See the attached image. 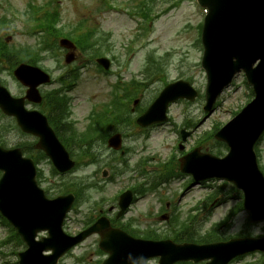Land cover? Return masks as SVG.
I'll return each mask as SVG.
<instances>
[{
	"label": "rangeland",
	"instance_id": "rangeland-1",
	"mask_svg": "<svg viewBox=\"0 0 264 264\" xmlns=\"http://www.w3.org/2000/svg\"><path fill=\"white\" fill-rule=\"evenodd\" d=\"M38 4H42L47 0H34ZM122 2L119 8L103 10L100 7L103 4L102 0H60V9L62 10L63 24L74 25L81 19H87L91 25H98L106 33L109 34L107 44L111 46L108 51L109 55H113L115 62L113 65V71L109 74H105L97 69L93 64L85 65L84 62L87 58L82 53H77L76 65L82 66L81 75L79 77L77 86L70 92L72 96L71 108L73 109V117L80 122V127H84L85 118L89 112L97 105L106 103L112 97V88L117 82L129 81L131 77L139 73L140 69L145 66V62L148 60L150 53L153 50L156 51V56H165L167 64V80H173L178 76L192 77L195 81L194 85L204 91L206 86V76L201 67L202 48L198 46L197 25L202 21V10L199 9L195 2L185 1L179 7L164 14L158 20H156L152 26L151 32L135 41L136 32L140 20L133 18L129 15L125 8V1L129 0H114ZM30 0H0V20H4L6 17L11 22L0 27L1 33L4 38L11 37L9 45L11 46H24V45H36L38 44L39 34H31L27 32L28 26L25 24L26 15L25 10L28 7ZM10 5L12 7H10ZM16 10V11H14ZM14 11V12H13ZM69 27V26H68ZM133 46V50L130 51L129 47ZM58 60L60 62L58 63ZM65 52L63 49L59 51L58 58L49 57L44 60L43 65L53 70L56 78L67 69L65 65ZM0 76L3 78L9 86L17 92L22 90L21 85L10 74L9 70L0 64ZM59 86L57 82L52 88ZM164 86L163 81L156 79L147 88H143L144 92L140 96L138 106H147L155 98L160 89ZM249 88L244 82V77L239 76L235 84L228 89L223 97L221 103L210 116L204 117L203 105L204 99L200 98L193 105H187V103H179L172 107V117L178 127L180 128L184 121V116L191 114L196 121L200 122V125L196 128L193 137L188 141L187 147H191L196 143L197 137H199L205 130L213 127L215 123H226L233 117V111L242 105L248 98ZM6 119H0V127L2 122ZM173 125L160 126L158 128L151 129L146 132H142L135 127L124 129L127 132L128 137L126 143L131 150L128 156V166L135 165V161L140 156H151L152 161L148 162L145 169L147 174L142 178H138L134 172L128 171L124 174H118L126 165L122 160L124 156L116 155L112 151L108 150L102 143L97 144L98 151L100 152L101 161L98 165L90 168L83 169L81 172L75 174H86L89 177H93L90 181H97L104 184V188L100 189V186L91 188L89 195L91 198H110L115 193L124 187H130L137 182L146 183L148 185L155 179L157 173L163 168L160 163H164L170 159V156L175 153L181 154V151L177 149L176 142L180 139L178 132L173 131ZM1 134V133H0ZM28 139V137L22 135L18 129L11 131L7 134V143L15 145L20 141ZM142 144H146L147 148L142 149ZM206 145L212 146V142H207ZM264 146V145H263ZM264 162V152L262 155ZM112 164V165H111ZM104 168H110L108 177L105 180L102 177L101 170ZM113 181L111 178L113 177ZM46 175L48 178H52L60 182L63 178L60 176L54 177L47 167ZM72 175L65 177L70 178ZM135 178V180H132ZM140 179V180H139ZM188 178L185 176H174L168 184H163L158 193L149 192L146 197L140 199L138 204L129 214V217H137L141 221V226L150 224L153 219L146 217L149 211L157 213L161 208L160 197L171 196L172 202L182 210L186 216L190 207L198 205L199 202L204 201L205 197L209 193V187L207 184L193 185L188 189L185 188V184ZM221 185V183H217ZM147 185V187H148ZM229 189V187H228ZM102 195V196H101ZM236 195V194H235ZM222 197H227L226 195ZM215 202V207L212 208L209 213L207 222L205 223L204 230L211 227L212 223L223 220L229 209L236 203V200L231 199L226 203ZM248 214L241 212L237 215L235 221L227 229L226 226H222L220 232L226 234L228 237L238 233H242L245 230V223L248 220ZM71 225L78 229L82 224V216L72 215ZM162 219H158L157 225L165 226L161 223ZM1 224V223H0ZM253 226V225H252ZM249 230L253 234H263L264 224L261 223L252 227ZM6 231L3 226H0V240L6 236ZM206 232H201L200 236H204ZM224 236V235H223ZM256 236V235H253ZM197 237H199L197 235ZM244 259L238 260L233 264H245L248 261H255L261 258L260 253H253ZM64 264H72L71 260H67Z\"/></svg>",
	"mask_w": 264,
	"mask_h": 264
},
{
	"label": "water",
	"instance_id": "water-1",
	"mask_svg": "<svg viewBox=\"0 0 264 264\" xmlns=\"http://www.w3.org/2000/svg\"><path fill=\"white\" fill-rule=\"evenodd\" d=\"M200 1L211 8L203 34L206 48L203 65L209 73L208 101L209 104H212L232 74L241 68L252 73L253 79H250L252 82H256L258 72H261V77L264 80V0ZM62 43L70 44L68 40H62ZM234 59L236 60L234 61ZM258 59L261 60L260 64L257 69H253L252 66ZM27 70L34 72L31 67L27 66H22L16 72L21 76L25 75ZM21 78L30 84L33 90L39 82L23 76ZM174 88L175 86L168 87L157 100L156 104L163 106L162 110L160 109V116L166 111V104L163 105L162 101L168 102L175 94H185L190 99H194L196 96V92L191 91L190 93L188 90L178 92ZM258 93L257 102L246 108L238 118L217 135L220 139L228 142L231 151L225 159L214 161L211 168L215 171L216 176L233 180L240 188L245 189L247 206L252 209L255 218H263L264 179L262 180L260 175L254 172L253 147L260 132L264 129V87L258 88ZM18 115L25 130L40 133L36 129L43 126L37 124L34 117L28 114V116ZM148 120H152L150 116ZM40 146L48 150L61 169L69 162L68 155L63 152V147L59 146L54 139L42 138ZM197 159L196 152L186 157L183 170L194 172ZM0 168L6 172L0 181V209L12 218L18 228L20 226L32 248L36 242L34 243L35 233L33 234V231L29 238V234H31L27 231V227L31 226L29 220L35 222L36 228H48L52 232L51 239L45 240L39 247L40 254H30L31 250L30 253L24 254V256L30 255V258L26 260L24 257L23 262L26 264H55L63 253L58 251L53 256L44 257L41 255V251L48 248L60 249L58 242L64 238L61 232L62 220L72 198L66 197L56 201H47L43 198L34 182L33 162L22 158L18 150L6 151L0 147ZM21 184H25L27 187L20 189ZM29 184H32L33 187H28ZM26 192L32 193L34 197L32 202H27V199L23 198L22 194ZM38 196L40 200L37 198ZM22 209L27 213L35 210V216L25 217V229L22 228L23 223L19 219V211ZM68 243L67 240L66 245ZM220 246L222 245H173L175 253H170L167 249L166 252H161L164 255L162 264H172L177 258L199 260L213 257ZM261 247L264 248V246ZM153 248L159 249L156 244H153ZM213 258L215 259V257Z\"/></svg>",
	"mask_w": 264,
	"mask_h": 264
},
{
	"label": "trees",
	"instance_id": "trees-1",
	"mask_svg": "<svg viewBox=\"0 0 264 264\" xmlns=\"http://www.w3.org/2000/svg\"><path fill=\"white\" fill-rule=\"evenodd\" d=\"M60 13H61L60 8L58 6H55L53 12L47 11L45 15L37 18V20H39L41 24L45 23V25H41L44 29L47 28L48 30H50L53 28V24L59 21ZM2 50H3L2 42L0 41V51ZM28 57L30 58V61H33L32 60L33 55H29Z\"/></svg>",
	"mask_w": 264,
	"mask_h": 264
},
{
	"label": "flooded vegetation",
	"instance_id": "flooded-vegetation-1",
	"mask_svg": "<svg viewBox=\"0 0 264 264\" xmlns=\"http://www.w3.org/2000/svg\"><path fill=\"white\" fill-rule=\"evenodd\" d=\"M103 213H101L100 215H102ZM98 217L99 216H91L90 218H94V221H96L97 219H98ZM116 218V217H115ZM115 218H113V217H111V223H112V225L114 226V227H119V225H118V222H116L115 221ZM94 221H92V222H94ZM78 233V232H77ZM101 235H94V236H92L91 238H89L86 242H88V246H86V247H84L83 249H90V247H89V244L91 243L90 241L92 240V244H91V247H93V245H95V250H97V254H100V253H104V252H102V251H98V248H99V242H100V240H101ZM93 241H95V243H93ZM86 242H84V243H86ZM104 255H106L105 253H104Z\"/></svg>",
	"mask_w": 264,
	"mask_h": 264
}]
</instances>
